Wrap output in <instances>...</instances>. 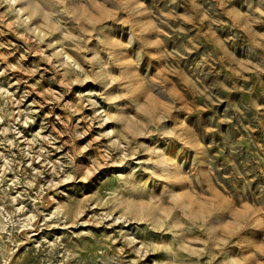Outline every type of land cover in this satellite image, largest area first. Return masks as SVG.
Segmentation results:
<instances>
[{"label":"rangeland","instance_id":"1","mask_svg":"<svg viewBox=\"0 0 264 264\" xmlns=\"http://www.w3.org/2000/svg\"><path fill=\"white\" fill-rule=\"evenodd\" d=\"M0 264H264V0H0Z\"/></svg>","mask_w":264,"mask_h":264},{"label":"bare ground","instance_id":"2","mask_svg":"<svg viewBox=\"0 0 264 264\" xmlns=\"http://www.w3.org/2000/svg\"><path fill=\"white\" fill-rule=\"evenodd\" d=\"M156 167H158V165H156ZM157 175V174H156ZM163 177H165V175H163ZM139 184V183H138Z\"/></svg>","mask_w":264,"mask_h":264}]
</instances>
